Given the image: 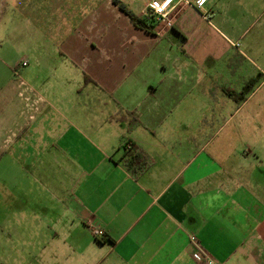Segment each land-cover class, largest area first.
<instances>
[{"label":"crops","instance_id":"crops-1","mask_svg":"<svg viewBox=\"0 0 264 264\" xmlns=\"http://www.w3.org/2000/svg\"><path fill=\"white\" fill-rule=\"evenodd\" d=\"M113 1L60 3L31 32V0H0L8 242L38 264H264V0H173L164 22L165 0H140L154 34Z\"/></svg>","mask_w":264,"mask_h":264},{"label":"rangeland","instance_id":"rangeland-1","mask_svg":"<svg viewBox=\"0 0 264 264\" xmlns=\"http://www.w3.org/2000/svg\"><path fill=\"white\" fill-rule=\"evenodd\" d=\"M72 2V1H78L81 2L82 4H86L91 0H31L32 3L30 6V13L32 15V18L35 19V17L38 19V22H36L35 20H33L31 22V27H29L31 29V32H33L34 30L36 31H40V22H39V15L41 14L42 16H47L51 19H53L55 21V17H56V7L60 4V3H65V2ZM99 1H103V0H99ZM122 2L128 4L130 6V11L133 12L135 15H137L140 10H141V1L140 0H121ZM123 3V4H124ZM125 5V4H124ZM29 6V5H28ZM45 20L42 21V30H46L48 31V33H52V35H55L56 30H58V22H50L48 23H44ZM19 24L18 21L16 20L15 22V27L14 30L15 32H19L21 31L19 28ZM39 25V27H38ZM48 26V27H46ZM22 35H24V33H21ZM50 36H48V41L49 44L48 46L52 45V41L50 40ZM40 39L39 38V34L35 35V38H26V44L28 46H30V48L32 47V49H34L35 47V43L38 42V45L40 44ZM43 39V38H42ZM22 39H17V41H20ZM18 42H15L14 45H17ZM26 52V51H25ZM21 53L23 54V51H21ZM27 54V52H26ZM26 58L30 61L31 64L34 63L33 59H31L30 54L26 55ZM195 120V119H194ZM197 120L195 121V125H196ZM253 130V129H248V131ZM262 130V129H261ZM5 226V227H4ZM52 248H54L53 246H48V250L50 251ZM39 250L38 247H31V253L33 256H37L35 255L33 252ZM25 249L23 247H14L13 245H11L8 242V230L6 227V223L3 224L0 227V264H38V262H35L34 259L31 262L30 259H26V253H25ZM51 257V256H50ZM49 264H55L54 262H51Z\"/></svg>","mask_w":264,"mask_h":264},{"label":"trees","instance_id":"trees-1","mask_svg":"<svg viewBox=\"0 0 264 264\" xmlns=\"http://www.w3.org/2000/svg\"><path fill=\"white\" fill-rule=\"evenodd\" d=\"M114 4L123 12L125 13L131 23L133 24L134 27L145 31L147 33L150 34H154V20L153 18H149V19H143V18H139L137 15H135L133 12H131L126 5H124L122 2H120L119 0H114L113 1ZM91 81L88 77L85 76V81L88 82ZM252 87H247V89H245L241 94L240 97L241 99L239 100V102H242L244 100L245 95L249 92V90H251ZM230 95L232 93H229ZM125 149V158L127 161V168L130 171H133V166L135 164H142L143 160L142 158L137 154V148L134 145L128 144L124 147ZM99 243H107V242H112L111 239H109V237L104 236L103 238L98 239Z\"/></svg>","mask_w":264,"mask_h":264},{"label":"built area","instance_id":"built-area-1","mask_svg":"<svg viewBox=\"0 0 264 264\" xmlns=\"http://www.w3.org/2000/svg\"><path fill=\"white\" fill-rule=\"evenodd\" d=\"M210 0H196L194 7L197 10H202L205 8V6L208 4ZM173 0H165L162 4L160 5H154L152 9V15L158 18V21H166L168 19V16L170 12L173 10V7H170L172 4ZM238 47V45H237ZM21 66L26 67L28 66L27 61H23L21 63ZM93 235L95 238L100 239L104 237V233L101 230L95 229L93 230ZM196 259L199 261H203L206 264H217L214 261H212L211 257L207 255L204 251L201 249L197 250V255Z\"/></svg>","mask_w":264,"mask_h":264}]
</instances>
